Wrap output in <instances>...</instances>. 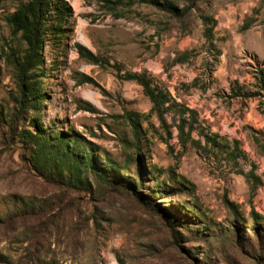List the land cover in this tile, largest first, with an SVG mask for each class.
<instances>
[{"label": "rangeland", "instance_id": "obj_1", "mask_svg": "<svg viewBox=\"0 0 264 264\" xmlns=\"http://www.w3.org/2000/svg\"><path fill=\"white\" fill-rule=\"evenodd\" d=\"M67 1L70 33L57 43L47 39L42 52L36 86L43 95L11 114L16 70L1 60L0 110L15 119V132L33 130L36 121L46 134H78L90 143L95 166L82 167L87 182L79 186L41 177L26 144L0 121V211L9 219L0 225V264H264V219L254 223L251 214L264 216V90L247 98L231 93L235 81L257 90L264 0H196L183 25L137 0H123L119 11L95 0ZM16 5L0 0V58L24 46L7 21ZM202 15L217 21L213 46L203 38ZM77 43L96 62L80 56ZM132 72L167 94L164 122L126 76ZM87 103L93 111L81 107ZM183 106L198 118L192 138L202 129L227 138L230 150L237 141L235 163L180 138L176 124L190 116L180 113ZM129 111L140 115L137 139ZM109 161L125 167L116 182ZM170 169L182 183L156 191L153 184ZM141 197L188 224L171 227ZM240 234L248 243L237 241Z\"/></svg>", "mask_w": 264, "mask_h": 264}, {"label": "trees", "instance_id": "obj_2", "mask_svg": "<svg viewBox=\"0 0 264 264\" xmlns=\"http://www.w3.org/2000/svg\"><path fill=\"white\" fill-rule=\"evenodd\" d=\"M90 1V0H88ZM98 3H103L114 11H119L118 5H123V0H95ZM140 2L152 4L157 10L167 13L172 18H175L181 25L185 22V19L192 12L196 0H186L187 4L182 7L174 0H137ZM127 3L132 1L127 0ZM72 8L67 0H17V5L14 10L8 15L7 21L10 26L12 33L16 36L19 34L21 41L23 42V48L11 46L6 52L2 54L0 58V64L4 61L7 62L13 69L16 70V82H17V96L14 103L15 108L10 111L14 116H18L26 107L28 108V102L32 103L35 99L43 95L41 90H38L37 77H42L43 72L40 68L42 62V52L47 39L53 42H58L66 38L67 34L70 33L68 29L69 19L72 16ZM201 21L203 25V38L210 45L213 46L214 28L216 26V19L211 15H202ZM76 50L80 56L87 58L89 61L96 62V56L84 46L79 43L76 44ZM185 53L182 54V60L185 59ZM179 59V58H178ZM3 60V61H1ZM38 71L39 76H38ZM129 79H133L138 82L143 89L144 94L148 97L151 102L150 110L155 112L157 117L164 122L163 118V107L167 101V94L161 90H157L151 85V80L144 73L132 72L126 74ZM257 90H249L244 85H241L238 81H235L231 86V93L236 97H251L258 94L260 90H264V68L258 73L256 77ZM39 92V93H38ZM28 99V102H27ZM83 109L93 111L94 107L87 103L81 106ZM10 110V109H9ZM184 110L190 112L188 121L181 118V122L176 124L179 129V136L183 141H188L194 148H197L202 153H215L224 154V160L235 163L237 158L238 147L237 141L234 140L233 149H228V139L220 136L216 133H204L201 129L197 131L199 138H192L191 133L195 130V124L198 123L196 112L193 109H187L182 107L180 109L181 114H185ZM9 112V111H8ZM8 113L3 109L0 110V121H7V126L11 132H15L14 123L15 119L7 120L6 116ZM139 114L134 111L126 113V118L130 121L133 135L137 139L140 135V129L138 128ZM33 130L23 128L20 131L15 132L22 143L26 144V153L28 155L29 163L32 169L41 177L51 179V181L58 182V179H68L69 183L73 185L85 184L86 178L84 179V172L87 170L82 167H94L93 161V149L90 143L84 142L78 139V134L67 133L62 131H56L52 134H46L38 122H32ZM187 127V131H185ZM14 135V136H15ZM52 135V138H50ZM203 140H202V139ZM52 139V140H51ZM257 140L259 138L256 137ZM88 143V144H87ZM264 147V145H262ZM219 151L220 153H216ZM105 165L108 167V177L112 182H116L118 172L121 169H125L124 166L118 165L117 163L106 162ZM96 169V168H95ZM94 169V170H95ZM106 173V172H105ZM168 178H164L160 184L154 183L153 186L156 191H162L161 185L172 190L173 186H168L167 182L173 183L174 185H180L182 183L181 178L174 173L173 169L168 172ZM176 175V176H175ZM116 178V180H115ZM128 179V178H126ZM188 184V183H187ZM127 186L130 182L127 181ZM189 185V184H188ZM183 187L190 191L192 197L194 194V187L191 185ZM175 191V189H174ZM162 194V193H161ZM141 195V194H140ZM148 206L158 212L166 222H169L171 227L175 225H187L188 219L183 220L178 215L171 212L165 213L158 208L156 204L148 202L144 198H140ZM199 209V206H194ZM194 211V210H193ZM254 223L261 221L264 216L254 211L251 212ZM186 217V216H183ZM187 218V217H186ZM7 218L0 211V225L6 222ZM196 224V222H194ZM206 227V226H203ZM258 233L261 232L258 230ZM236 239L239 243H248L249 240L245 239L241 234L236 235ZM263 253L259 256L262 257Z\"/></svg>", "mask_w": 264, "mask_h": 264}]
</instances>
